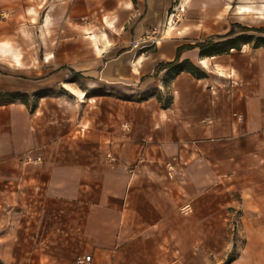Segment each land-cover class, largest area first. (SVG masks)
Instances as JSON below:
<instances>
[{
  "label": "crops",
  "instance_id": "obj_1",
  "mask_svg": "<svg viewBox=\"0 0 264 264\" xmlns=\"http://www.w3.org/2000/svg\"><path fill=\"white\" fill-rule=\"evenodd\" d=\"M176 1L58 0L52 69L0 74L22 95L0 102L2 264H205L231 210L264 228V45H229L234 23L167 37ZM150 30L161 42L132 49ZM208 41L220 50L186 48ZM180 48L183 71L158 69ZM257 232L244 250L260 256Z\"/></svg>",
  "mask_w": 264,
  "mask_h": 264
},
{
  "label": "rangeland",
  "instance_id": "obj_2",
  "mask_svg": "<svg viewBox=\"0 0 264 264\" xmlns=\"http://www.w3.org/2000/svg\"><path fill=\"white\" fill-rule=\"evenodd\" d=\"M57 3L61 2L58 0H0V74L12 77L25 74L30 78L36 76L35 72L37 76H42L45 71L52 69L47 65L42 66L46 60H49L51 53L48 50L45 51L47 47L43 50L42 46H47L46 42L48 45L51 43L49 29L56 26L57 18L52 20L51 16L52 12L57 10ZM177 5H181L185 11L181 13L176 24L174 23V26L168 29L167 37L185 36L186 27L197 28L203 34L224 32L232 23L248 28L264 27V0H177L174 6ZM58 22L61 23L60 20ZM65 25L72 26L63 22L62 26ZM42 28H49L45 30L46 34H42ZM83 98H85L84 95ZM230 219L226 228L228 244H225V250L222 251L223 245H220V256L204 258V263L225 264L231 256L236 258L232 264H264V253L258 255V245L251 246L256 252L254 255L245 251L248 234L251 231L257 234V230H264V228L243 227L242 211L238 208L231 210ZM262 237L264 238V235ZM9 262L10 264H37L33 259L13 258Z\"/></svg>",
  "mask_w": 264,
  "mask_h": 264
},
{
  "label": "trees",
  "instance_id": "obj_3",
  "mask_svg": "<svg viewBox=\"0 0 264 264\" xmlns=\"http://www.w3.org/2000/svg\"><path fill=\"white\" fill-rule=\"evenodd\" d=\"M250 32H254V33H258V34H264V27H262V28H248V27L242 26L240 24H234V25H232V29L230 30V32L226 36H224V38H230L228 41L229 45H239V44L244 43V42L250 43L253 41L257 47L263 46L264 45V38H255L254 36H249V35L245 34V33H250ZM219 38H221V37H219ZM194 47L200 48L203 54H206L210 51L216 52V51L220 50V44H214L211 41H208V42L202 43V44H197L196 46H193V47L188 46L186 48L192 49ZM218 47H219V49H217ZM186 48H180L179 49L178 56L174 62L167 63V64H161L158 69L161 70L163 68H174L176 70V72L183 71V69H182L183 66L179 64V61H180L181 52ZM231 48L236 49L235 47H231ZM193 75L196 76L195 73H193ZM21 97H22V95L20 93L0 94V102H5L8 100H17ZM235 259L236 258L230 256L225 264H232L235 261ZM0 264H2V263L0 262Z\"/></svg>",
  "mask_w": 264,
  "mask_h": 264
},
{
  "label": "built area",
  "instance_id": "obj_4",
  "mask_svg": "<svg viewBox=\"0 0 264 264\" xmlns=\"http://www.w3.org/2000/svg\"><path fill=\"white\" fill-rule=\"evenodd\" d=\"M185 9L181 5L174 6L171 9V12L168 15V21H167V26L165 27V35L168 32V29L172 26H174V23L178 21V18L180 17L181 13H183ZM164 38V36L160 35L157 30H150L147 32L140 40L132 42V49L137 50V51H143L145 49H148L152 46H157L161 40ZM39 161V160H38ZM167 169L169 171V176L172 178V174L175 169V162H168L167 163ZM191 210V207L189 205L185 206L182 211L184 213H187ZM90 260L88 259H83V260H78L79 264H86Z\"/></svg>",
  "mask_w": 264,
  "mask_h": 264
}]
</instances>
